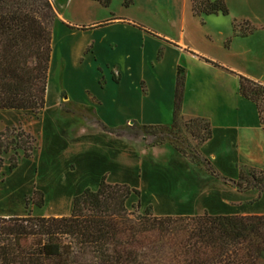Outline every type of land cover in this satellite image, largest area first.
I'll return each instance as SVG.
<instances>
[{"label":"rangeland","instance_id":"1","mask_svg":"<svg viewBox=\"0 0 264 264\" xmlns=\"http://www.w3.org/2000/svg\"><path fill=\"white\" fill-rule=\"evenodd\" d=\"M52 1L57 14L52 24L54 54L48 72L49 105L37 114L0 110V143L8 150L0 154V215L68 214L71 197L86 187L95 189L102 176L103 163L90 171L75 167L71 158L87 151L99 157L106 155L109 162L115 163L102 178L105 182L139 187L143 203L136 198L128 202L133 215L143 213L145 208L151 215H176L185 209L202 214L205 206L195 204L214 185L229 206H239L237 210L242 213L263 214L264 193L256 188L239 191L235 181L239 180V171L244 176L240 180L242 185L253 180V175L264 179V133L253 104L237 91L238 75L264 84V0H224L227 14L200 16L190 14V0H133L128 7L121 0H111L108 7L96 0ZM112 15L133 19L159 31L161 36L172 38H180L184 18V41L230 70L185 55L180 62L185 74L181 118L200 114L212 126L228 123L242 126L234 150L229 152L235 156L231 174L223 173L224 177L202 160L197 151V143L201 142L195 144L184 120H179L176 127L167 124L148 129L150 133L138 124L131 127L129 122L105 129L98 121L96 107L87 95L94 94L103 80L100 75L95 78L93 59L81 56L79 60L84 61L79 68L76 66L74 56L83 36L63 33L61 27L65 20L87 24ZM64 42L71 46L69 60L63 55ZM85 89L90 91L86 93ZM162 110L165 115L167 109ZM170 121L171 111L164 123ZM136 128L139 134L133 136ZM21 144L29 147L27 156ZM174 146L190 162V169L183 168L182 175L180 170L162 166ZM12 156L16 166L9 170ZM121 156L124 166L131 168L129 173L115 162ZM149 159L152 171L144 176L132 167L140 161L147 164ZM213 180L224 188V194Z\"/></svg>","mask_w":264,"mask_h":264},{"label":"trees","instance_id":"2","mask_svg":"<svg viewBox=\"0 0 264 264\" xmlns=\"http://www.w3.org/2000/svg\"><path fill=\"white\" fill-rule=\"evenodd\" d=\"M96 1L104 7L111 2ZM121 3L128 7L133 0ZM190 10L194 16L228 13L224 0H190ZM56 14L52 0H0V110L37 114L45 107ZM114 22L131 23L172 42L140 22L113 15L89 25L64 24L85 30ZM188 51L230 71L212 58ZM184 76V69L178 67L170 125L176 127L179 120H184L190 137L202 142L211 136L209 121L180 116ZM238 93L253 103L264 132V84L238 75ZM134 126L135 123L131 125ZM161 127L142 125L141 129L150 133L148 129ZM139 131L136 128L133 136ZM20 147L27 156L29 147ZM174 149L180 151L177 146ZM7 151V146L0 143V154ZM88 152L74 155L71 160L80 171H90L103 163L102 176L95 189L86 187L71 197L68 214L0 215V264H264V213L205 206L202 214L185 209L176 215H151L145 208L143 213L133 215L128 202L136 198L143 203L141 190L136 185L105 182L102 178L115 163L109 162L106 155L99 157ZM15 166L12 156L8 169ZM130 169L125 167V173ZM237 177L239 191L256 188L264 193L262 176L253 175L246 185L240 182L242 173Z\"/></svg>","mask_w":264,"mask_h":264},{"label":"crops","instance_id":"3","mask_svg":"<svg viewBox=\"0 0 264 264\" xmlns=\"http://www.w3.org/2000/svg\"><path fill=\"white\" fill-rule=\"evenodd\" d=\"M184 6L186 5L184 4ZM189 12L192 15L190 9ZM127 20L132 21L133 19L128 18ZM65 22L69 21L65 20ZM95 22L98 21L76 25H89ZM64 26L61 27L63 33L70 35L81 34L83 36V40L77 47L74 56L76 66L79 68L80 65H82L84 59L81 62L79 60L81 56L85 59H93L96 66L95 78L100 75V78L103 80V85L97 84L98 87L97 90L93 92L94 94L89 93V95H87L86 93L90 90H84L91 104H94L96 107L95 114L98 121L103 126L107 128H117L127 122L141 126L171 124V121L167 123H164V121L167 119L169 111H171L172 119L175 75L178 67L183 68L180 65L181 58L185 55L193 60L204 61L202 58L188 51V49H190L204 54L184 41V18L181 25L180 38H172L163 35L173 43L147 33L128 22H114L105 26L85 30L69 28L66 25ZM156 32L161 34L159 31ZM88 46H90V50L87 52ZM64 47L66 48V53L64 52L63 55L66 60H69L68 56L70 55L69 50L71 46L64 42ZM53 48L54 38L52 36L50 62H52L53 59ZM48 92L47 86L45 109H47L49 105L47 101L50 100ZM93 99L95 101H93ZM52 102L54 103V101ZM182 106L183 105H181V109ZM163 108L167 109L165 115L163 113L164 111H161ZM255 113L257 115L256 109ZM195 117L204 118L200 114L192 115L188 118ZM211 128L212 133L208 139L201 143L195 141V144L197 143V151L202 160L205 159L218 173L221 175H223V173L231 174V172H233L231 170L233 169V159L235 156L230 155L229 152L234 150L233 146H235L240 137L242 126L228 123L220 126L211 125ZM219 137L220 139L222 138V140H220ZM115 162L117 165L119 163L121 164L122 170L125 168L122 156L121 160L117 158ZM162 166L180 170L181 173L179 172V174L182 175L183 168L190 169V162L181 152L173 149V152L168 156V160L166 163L164 162ZM132 167L134 169L137 168L138 173L144 176L146 172L149 173L152 171L153 165L152 162L150 163L149 159L147 164H145L144 161H140L138 166L134 164ZM239 173L241 172L239 171ZM200 179L203 178L200 177ZM217 185L221 190V194H224V188L221 189L218 182ZM219 194L215 185L211 186L209 193L201 196L200 201L195 205L211 206L214 209H216V207L223 209L240 208L236 205L233 206L231 203L229 206ZM185 205L186 203L184 202V206ZM180 206H183V203H181Z\"/></svg>","mask_w":264,"mask_h":264}]
</instances>
